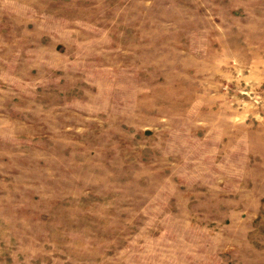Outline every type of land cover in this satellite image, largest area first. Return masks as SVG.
Listing matches in <instances>:
<instances>
[{"label":"rangeland","instance_id":"rangeland-1","mask_svg":"<svg viewBox=\"0 0 264 264\" xmlns=\"http://www.w3.org/2000/svg\"><path fill=\"white\" fill-rule=\"evenodd\" d=\"M0 264H264V0H0Z\"/></svg>","mask_w":264,"mask_h":264}]
</instances>
